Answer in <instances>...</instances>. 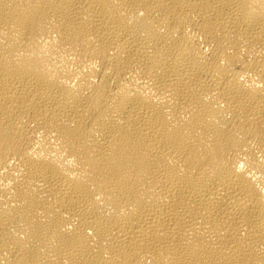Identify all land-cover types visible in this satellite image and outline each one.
Instances as JSON below:
<instances>
[{
	"label": "bare ground",
	"instance_id": "6f19581e",
	"mask_svg": "<svg viewBox=\"0 0 264 264\" xmlns=\"http://www.w3.org/2000/svg\"><path fill=\"white\" fill-rule=\"evenodd\" d=\"M0 264H264V0H0Z\"/></svg>",
	"mask_w": 264,
	"mask_h": 264
}]
</instances>
